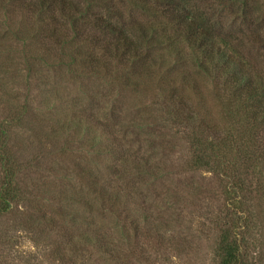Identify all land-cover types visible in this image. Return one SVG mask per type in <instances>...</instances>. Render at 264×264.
Wrapping results in <instances>:
<instances>
[{"label":"rangeland","instance_id":"obj_1","mask_svg":"<svg viewBox=\"0 0 264 264\" xmlns=\"http://www.w3.org/2000/svg\"><path fill=\"white\" fill-rule=\"evenodd\" d=\"M122 3L127 7L125 1ZM262 10L253 12L261 14ZM259 21L258 16L253 17L251 24H242L238 19L233 26L243 37L250 32L261 35ZM2 49L9 51L10 58L1 61L13 64L7 71L0 68V128L4 122L13 127L12 117L21 115L22 121L10 133L9 147L19 164L28 167L34 161L29 166L32 170L20 176L34 193L31 205L15 206L0 219V264H218L214 241L219 236V226L224 224L216 219L221 211L223 217L231 211H224V183L229 186L232 181H224L221 172L208 167L190 168L185 164L189 155H194L188 146L190 136L183 126L161 118L163 111L160 114L152 107L155 101H162L151 94L152 86L120 95L113 104L111 87H104L93 77L77 75L64 67L39 65L30 77L22 64L21 45L9 41ZM260 69L264 71V61ZM195 79L200 92L197 97L192 94L190 100L198 114L206 117L210 126L232 128L237 139L247 140L246 133L235 130L239 126L235 120L225 119L227 107L218 99L210 81L198 74ZM173 99L179 108V98ZM112 107L118 121L127 123L135 119L140 109L145 113V125L141 127L144 130L136 134L132 128L127 136L119 135V127L110 117ZM73 120L91 127L93 136L103 143L93 141L83 126L73 125ZM105 130L117 134L126 154L147 160L149 168H159L162 176H131L135 171L129 164H121L117 158L120 155L107 153L104 143L112 150L118 143L112 144L111 134ZM137 163L147 165L146 161ZM130 165L134 167L133 163ZM254 170L252 165L240 166V181L245 187H252V192L246 191V204L254 217L239 238L245 240L244 262L264 264V210L260 214L262 220L256 218L258 206L264 203V189L258 191L254 181L250 183ZM254 175L258 176L257 171ZM98 179L100 186L114 187L120 203L130 207L131 214L137 217V230L126 224L124 231L122 208L110 206L88 189ZM82 192H86L92 207L78 201ZM255 196H260V201ZM41 214L46 219H39ZM51 215L58 219V227L48 223ZM76 224L95 237L101 230L120 250L121 257L109 258L99 251L97 243L86 244L90 249L83 248L85 251L79 253L81 246L70 245L66 237L81 232Z\"/></svg>","mask_w":264,"mask_h":264},{"label":"trees","instance_id":"obj_2","mask_svg":"<svg viewBox=\"0 0 264 264\" xmlns=\"http://www.w3.org/2000/svg\"><path fill=\"white\" fill-rule=\"evenodd\" d=\"M123 1L127 7H123ZM259 8L264 9V0H0V68L7 71L9 64H13L1 61L10 58L9 51L2 48L11 41L22 47V64L28 76L34 74L37 65L64 67L99 80L104 87L110 86L113 104L120 95L152 86L151 94L162 100L155 101L152 107L160 114L163 111L161 118L183 126L190 136L188 146L194 155H189L185 164L190 168L208 167L221 172L224 181H232L229 186L224 183V211H231L225 217L221 211V217L216 219L224 224L219 226L220 233L214 241L218 264H251L244 262L245 240L239 238V233H245L254 217L246 204V191L252 192V187H245L239 177L241 164L252 165L255 170L250 183L254 181L258 191L264 189V71L260 69L264 61V12H253ZM254 16L260 18L258 26H262L263 34L239 35L233 22L240 19L242 24H251ZM196 74L210 81L218 99L227 107L225 119L235 120L239 124L235 130L246 133L247 140L237 139L232 128L210 126L208 119L198 114L190 100L192 94L197 97L200 92L195 84ZM175 96L181 103L179 108L174 103ZM136 107L139 108L137 102ZM114 110L112 107L109 112L114 125L119 127V135L127 136L132 128L137 130L136 134L144 130L141 127L145 125V113L140 109L128 123L118 121ZM21 118L16 115L11 120L13 127L4 122L0 128V219L15 206L31 205L34 193L20 178L26 170H32L29 166L34 161L28 167L19 164L9 147L10 133ZM79 122L73 120V125L83 126L93 141L103 143L93 136L91 127ZM105 131L111 134L112 144L118 143L115 150L104 143L107 153L120 155L117 158L121 164H129L135 171L131 176H162L159 168H149L147 160L126 154L117 134ZM133 139L136 141V136ZM137 161H146L147 165ZM256 171L258 176L254 175ZM99 181L92 182L88 189L110 206L122 208L124 231L130 224L137 230V217L131 214L130 207L120 203L114 187L112 191L108 186H100ZM260 196L255 198L260 201ZM78 201L92 207L86 192ZM263 208L261 202L256 217L260 221ZM39 219H46V215L41 214ZM47 221L53 226L59 222L54 215ZM76 228L81 231L77 224ZM66 237L70 245L81 246V254L90 249L86 244L97 243L99 251L109 258L121 257L120 250L101 230L96 237L85 231Z\"/></svg>","mask_w":264,"mask_h":264}]
</instances>
